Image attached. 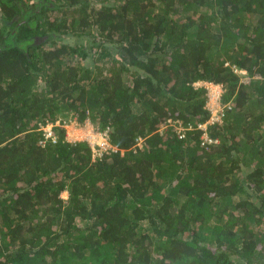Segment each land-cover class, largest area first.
<instances>
[{
	"label": "trees",
	"instance_id": "trees-1",
	"mask_svg": "<svg viewBox=\"0 0 264 264\" xmlns=\"http://www.w3.org/2000/svg\"><path fill=\"white\" fill-rule=\"evenodd\" d=\"M0 264H264V0H0Z\"/></svg>",
	"mask_w": 264,
	"mask_h": 264
},
{
	"label": "rangeland",
	"instance_id": "rangeland-1",
	"mask_svg": "<svg viewBox=\"0 0 264 264\" xmlns=\"http://www.w3.org/2000/svg\"><path fill=\"white\" fill-rule=\"evenodd\" d=\"M65 15L69 16L67 14L68 8L65 7L63 8ZM244 71H241V74H243L242 77V81H247L248 77L244 74ZM195 85H204V87L206 88V100H205V107H207V109H209L211 111V113L213 115H215L216 113H218V111L220 110L221 106L220 103L217 104L216 103V95L218 93L219 95V89L217 84H210V82H196ZM216 89V90H215ZM59 123V120H57L56 122H54L53 124H48V125H44L43 129L45 131H50L52 130V126L57 125ZM52 125V126H51ZM62 127L64 128V132H65V138L68 141H79V140H85V141H89L90 137L89 135L92 134V138L90 139V141L98 139L97 135V128L94 124H92L90 122V120L87 118L84 120V122L80 123L76 121V118L73 117L71 119H68L66 122H62ZM59 197H61L63 199V201L66 200L67 197V192L65 191H61L59 194Z\"/></svg>",
	"mask_w": 264,
	"mask_h": 264
},
{
	"label": "built area",
	"instance_id": "built-area-1",
	"mask_svg": "<svg viewBox=\"0 0 264 264\" xmlns=\"http://www.w3.org/2000/svg\"><path fill=\"white\" fill-rule=\"evenodd\" d=\"M220 86L218 85V88ZM216 90V89H215ZM220 92H221V89H219V95L217 93L216 95V103L219 104V96H220ZM210 111V110H209ZM218 113H216L215 115H213L210 111V121L212 122L213 120H217L218 119ZM108 129V128H107ZM107 129L105 130H99L97 129V137L98 139H95V140H92L90 141V139L92 138V134L89 135L90 139H89V142H90V145L92 147V150L97 153L98 155H100L101 153L103 152H110V151H114L115 150V147L111 145V143L109 142V138H108V131ZM182 130V127H180V125H177L176 127V132H180ZM50 132L47 133V135H49ZM203 139H207L206 135H203ZM208 141H210V139H208Z\"/></svg>",
	"mask_w": 264,
	"mask_h": 264
},
{
	"label": "clouds",
	"instance_id": "clouds-1",
	"mask_svg": "<svg viewBox=\"0 0 264 264\" xmlns=\"http://www.w3.org/2000/svg\"><path fill=\"white\" fill-rule=\"evenodd\" d=\"M205 83H207V82H205ZM210 84H212V83H210ZM217 85H218V84H217ZM55 122H56V121H55ZM48 124H53V123L50 122V123H47L46 125H48ZM43 126H44V125L41 124V125H40V128L43 129ZM51 126H52V125H51ZM96 128L99 129V130H105V129L108 128L107 131H108V138H109V126H106V127H104L103 129H100V128L97 127V126H96ZM43 131H44V133H46V136H48V135H47L48 131H45L44 129H43ZM49 132H50V131H49ZM143 139H144L143 137L138 136V137L135 139L134 144H133L132 147H133V148H134V147H135V148H136V147H137V148H138V147H141V146L143 145ZM81 141H85V140H81ZM86 142H87L88 145L91 147L90 142H89V141H86ZM109 142L111 143L110 138H109ZM111 145L115 147V150H114V151H116V150L118 151V150H119V149L117 148V146L114 145L113 143H111ZM91 150H92V147H91ZM119 151L122 152L123 149H120ZM110 152H112V151H110ZM110 152H108V153H110ZM92 153H93V156H94V155H98V154L95 153L93 150H92ZM106 153H107V152H106ZM63 191H65V190H63ZM65 192H66V191H65ZM60 198H61V197H60ZM66 198H67V197H66ZM61 199H62V198H61ZM62 200H63V199H62Z\"/></svg>",
	"mask_w": 264,
	"mask_h": 264
}]
</instances>
